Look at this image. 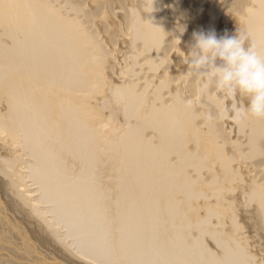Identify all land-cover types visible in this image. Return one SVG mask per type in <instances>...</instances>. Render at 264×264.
I'll return each mask as SVG.
<instances>
[{
    "label": "bare ground",
    "instance_id": "6f19581e",
    "mask_svg": "<svg viewBox=\"0 0 264 264\" xmlns=\"http://www.w3.org/2000/svg\"><path fill=\"white\" fill-rule=\"evenodd\" d=\"M201 31L264 53V0H0V264H264V119Z\"/></svg>",
    "mask_w": 264,
    "mask_h": 264
},
{
    "label": "clouds",
    "instance_id": "9594fccd",
    "mask_svg": "<svg viewBox=\"0 0 264 264\" xmlns=\"http://www.w3.org/2000/svg\"><path fill=\"white\" fill-rule=\"evenodd\" d=\"M192 39L195 43L186 60L190 75L204 80L205 88L214 85L229 101L237 96L248 101L245 108L232 107V122L240 124L249 115L264 119V53L255 44L246 46L247 38L240 34L201 31Z\"/></svg>",
    "mask_w": 264,
    "mask_h": 264
}]
</instances>
